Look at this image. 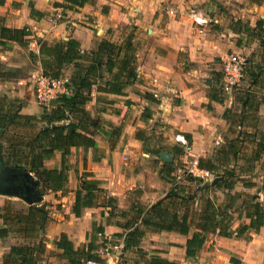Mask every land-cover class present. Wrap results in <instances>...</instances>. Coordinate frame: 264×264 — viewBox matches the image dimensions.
Returning a JSON list of instances; mask_svg holds the SVG:
<instances>
[{"label":"crops","instance_id":"obj_1","mask_svg":"<svg viewBox=\"0 0 264 264\" xmlns=\"http://www.w3.org/2000/svg\"><path fill=\"white\" fill-rule=\"evenodd\" d=\"M1 1L2 22L13 28L28 27L30 41L23 46L10 40L8 48L0 52V59L9 64L27 67L23 75L0 85V95L24 98L22 91L13 92L8 83L18 81L22 86L43 73L40 61L30 58L31 50L38 52L41 39L54 43L76 38L87 51L103 39L118 44L131 39L137 58V76L122 91L99 90L97 85L91 90L86 110L103 120L106 131L95 135V147H72L68 163L70 172L74 169L85 179L99 180L104 191L97 193V203L85 207L80 216L72 207L81 181L68 193L62 189L45 192L40 203L49 209V219L39 238L47 243L48 258L42 262L57 264L60 260L65 264V259L50 253L61 252L55 239L65 232L76 248L85 246L95 222L104 225L98 242L106 238L124 243L132 228L126 224L135 220L134 205L149 206L172 188L173 183L164 178L168 164L175 167L172 174L185 191L197 187L185 169L196 158L204 160L203 168L212 164L216 170L211 171L219 180L225 169L234 172L230 177L234 188L226 187V201L230 193L238 196L228 209L232 212V233H208L196 256L186 254L188 235L174 230H149L139 247H122L116 252L125 264L143 263L152 255L176 264H264V222L259 228L244 227L251 218L246 215L248 206H243L246 194L257 195L264 206V148H259L260 142L264 143V0H87L83 5L67 0ZM170 7L175 11L170 12ZM58 8L63 10L61 19L53 16ZM192 9L208 23L197 24L190 14ZM246 25L260 30L262 37L246 33ZM239 52L249 60L246 78L232 93H224L222 58ZM63 70L68 75L73 66L64 65ZM27 102L23 113H41V105L31 99ZM112 126L121 127L118 135L112 134ZM177 132L192 142L191 154L175 140ZM162 151L170 152L173 160L161 158ZM57 159L59 165L60 151L47 160ZM198 194L201 199L203 193ZM208 194L225 197L223 189H211ZM109 195L116 198L115 215L110 213ZM0 196L4 197L0 206L20 199L1 192ZM24 201L27 208L29 203ZM125 210L130 214L122 216ZM137 223L139 220L134 225ZM4 226L0 217V228ZM26 239L20 231L0 235V264L12 244Z\"/></svg>","mask_w":264,"mask_h":264},{"label":"trees","instance_id":"obj_2","mask_svg":"<svg viewBox=\"0 0 264 264\" xmlns=\"http://www.w3.org/2000/svg\"><path fill=\"white\" fill-rule=\"evenodd\" d=\"M67 1L83 5L87 0ZM237 23L241 25L240 20ZM244 30L252 36L262 37L260 30L256 28L246 25ZM29 34L28 27H9L0 17V52L8 48L10 40L27 46L30 41L27 38ZM30 58L33 62L40 61L46 75L67 76L69 92L58 95L49 104H43L39 115L22 112L23 107L28 105L24 98L11 94L0 95V160L10 169L2 168L0 171L5 174L9 172L5 181L15 184L16 187L22 188L29 184L25 172H31L44 189L56 191L63 189L69 179L68 155L71 148L95 147L97 143L95 135L106 131L103 120L91 116L85 107L91 99L94 85H97L99 90L122 91L124 85L132 82L137 76V58L131 39L123 44L103 39L95 49L87 51L82 49L80 41L76 38L54 43L41 39L38 52L31 50ZM69 64L73 66V71L66 75L63 68ZM26 68L22 65H11L8 61L0 59V85L20 77ZM120 130V126H112L113 135H118ZM261 141H264L263 136ZM259 148H264L263 142H260ZM56 151L61 152L60 164L48 166L46 160ZM203 163L204 160L199 159L201 167H205ZM206 165L210 170L215 169L212 164ZM174 170L175 167L168 164L164 171V178L173 183L165 197L149 206L134 205L135 220H128L126 224L132 228L125 235L124 250L139 247L141 239L149 230H174L188 235L184 245L186 254L196 256L205 244L208 233L219 232L225 236L232 233V212H228V209L234 206L238 196L230 193L226 201V187L229 190L234 188V180L230 179L234 175L233 170L225 169L223 173L220 172L221 180L214 185L212 181H205L201 177L187 173V178L196 181L198 185L194 189L189 187L186 191L177 176L172 174ZM211 189H223L225 197H221L220 194L214 196L208 194ZM100 191H104V188L100 186L99 180L82 178L72 207L73 212L80 216L85 207L95 205L97 193ZM0 192L5 193L4 190ZM198 193H203L200 196L202 200ZM14 195L24 198L25 194L20 191ZM198 200L199 207H196ZM107 202L110 213L115 215L116 198L109 195ZM243 206H248L246 215L251 218L250 224L244 227L259 228L264 222V206L258 201L257 195L246 194ZM130 211H122L121 215H128ZM0 217L4 219L5 224L0 228L1 236L9 234L12 230L23 232L27 238L26 241L12 244L4 252L3 264H44L42 259L47 253V243L39 238V234L49 219L46 204L29 203L27 208L20 210H13L11 203L6 204L0 206ZM138 220L139 223L134 225ZM103 234L104 225L95 222L91 240L85 246L76 248L68 234L63 232L54 241L61 252L50 253L65 259V264H86L88 260H102L101 248L107 239L102 238L98 242L97 238ZM138 264L176 262L152 255L146 256L144 262Z\"/></svg>","mask_w":264,"mask_h":264},{"label":"built area","instance_id":"obj_3","mask_svg":"<svg viewBox=\"0 0 264 264\" xmlns=\"http://www.w3.org/2000/svg\"><path fill=\"white\" fill-rule=\"evenodd\" d=\"M169 11L174 12L175 10L170 7ZM190 14L197 24L204 25L208 23V19L199 14L197 10L192 9ZM53 16L56 19H61L64 16L62 8L56 9ZM247 63V58L239 53H230L222 58V90L224 93H232L234 89L241 84L245 77V67ZM33 78L35 83V98L41 104H49L50 101L58 95L69 92L67 86L69 79L67 76L52 77L44 73H38L34 75ZM174 138L181 145L185 153H192L193 144L186 134L177 132ZM185 169L187 173L201 177L205 181H212L215 178V173L201 167L199 160L196 158H193ZM123 246L124 243L122 241L117 242L107 239V241L104 242V246L101 248L103 259L88 260L86 264H119L120 256L116 250H119Z\"/></svg>","mask_w":264,"mask_h":264},{"label":"rangeland","instance_id":"obj_4","mask_svg":"<svg viewBox=\"0 0 264 264\" xmlns=\"http://www.w3.org/2000/svg\"><path fill=\"white\" fill-rule=\"evenodd\" d=\"M239 54H241V55H243V53L242 52H239ZM244 56V55H243ZM10 86H12V87H10L11 88V90L14 92H16V90L17 91H22L23 92V95H24V100H27L28 101V99H31V100H33L35 103H37L38 105H41V106H43V104H41L40 102H38L37 100H36V98H35V83H34V78L33 77H31L30 78V80H26V81H24L23 82V84H22V86H20V84H19V82L17 81H14V82H10V83H8ZM1 89L2 90H4L5 89V87L4 86H2L1 87ZM12 92V93H13ZM42 112V111H41ZM70 154V153H69ZM52 157V156H51ZM53 157H54V154H53ZM69 157V156H68ZM59 162V160L57 159V161H54V160H46V164L48 165V166H54V165H58L57 163ZM72 169V168H71ZM68 173H69V179H68V181L66 182V184H65V186H64V189H62L63 190V192L64 193H68V191L71 189V188H74V187H76V185H78L79 183H80V181H81V179L83 178V177H81V175H80V172H76L74 169H72V171L70 172V168L68 169ZM40 186L41 187H43V185L40 183ZM45 192H48L47 191V189H45ZM0 198H4L3 196H0ZM12 208H13V210H20V209H23V208H25L26 206H27V204H26V202L24 201V198H22V197H20V199H18V200H15V201H13L12 203ZM47 254H45V255H43V259L45 258V259H47L48 257L46 256ZM119 256H120V254H119ZM124 261V259L123 258H121V256H120V258H119V263L120 262H123ZM57 264H61V261L60 260H56L55 261Z\"/></svg>","mask_w":264,"mask_h":264},{"label":"water","instance_id":"obj_5","mask_svg":"<svg viewBox=\"0 0 264 264\" xmlns=\"http://www.w3.org/2000/svg\"><path fill=\"white\" fill-rule=\"evenodd\" d=\"M161 158H163L165 161H172L173 155L168 151H162ZM2 168L5 170H10L6 165L2 164L0 160V169ZM25 176L27 177V180L29 182V184H27L26 186L22 188L15 187L11 189L9 188L11 184L5 181L3 182V185L0 186V191L4 190L5 193L10 195H14L22 191L25 194L24 199L28 203H40L44 199L45 189L40 186V182L31 172H25ZM219 179V176L215 177L212 180V184H215Z\"/></svg>","mask_w":264,"mask_h":264},{"label":"flooded vegetation","instance_id":"obj_6","mask_svg":"<svg viewBox=\"0 0 264 264\" xmlns=\"http://www.w3.org/2000/svg\"><path fill=\"white\" fill-rule=\"evenodd\" d=\"M6 173L9 174V172H6ZM7 174H5L4 172L1 173V171H0V186H2L3 182H5V180L7 179V176H6ZM10 184L11 185H10L9 188L16 187L15 184H13V183H10Z\"/></svg>","mask_w":264,"mask_h":264}]
</instances>
